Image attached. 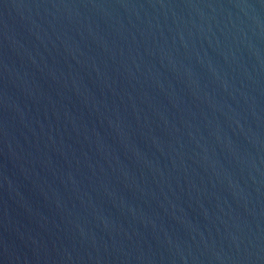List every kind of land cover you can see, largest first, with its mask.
<instances>
[{
  "label": "water",
  "instance_id": "1",
  "mask_svg": "<svg viewBox=\"0 0 264 264\" xmlns=\"http://www.w3.org/2000/svg\"><path fill=\"white\" fill-rule=\"evenodd\" d=\"M0 264H264V0H0Z\"/></svg>",
  "mask_w": 264,
  "mask_h": 264
}]
</instances>
